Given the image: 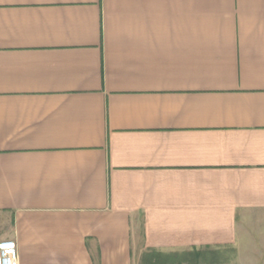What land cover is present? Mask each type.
<instances>
[{
    "label": "crops",
    "instance_id": "0c3cea01",
    "mask_svg": "<svg viewBox=\"0 0 264 264\" xmlns=\"http://www.w3.org/2000/svg\"><path fill=\"white\" fill-rule=\"evenodd\" d=\"M0 212L20 264L264 254V0H0Z\"/></svg>",
    "mask_w": 264,
    "mask_h": 264
},
{
    "label": "rangeland",
    "instance_id": "374dc122",
    "mask_svg": "<svg viewBox=\"0 0 264 264\" xmlns=\"http://www.w3.org/2000/svg\"><path fill=\"white\" fill-rule=\"evenodd\" d=\"M11 219L8 214L0 212V241L9 238ZM264 263V254H239L238 249H228L219 253L211 251L172 252V253H141L135 255L136 264H242L241 259ZM246 264V263H245Z\"/></svg>",
    "mask_w": 264,
    "mask_h": 264
},
{
    "label": "built area",
    "instance_id": "2783aa9c",
    "mask_svg": "<svg viewBox=\"0 0 264 264\" xmlns=\"http://www.w3.org/2000/svg\"><path fill=\"white\" fill-rule=\"evenodd\" d=\"M0 264H20L17 243L14 239L0 241Z\"/></svg>",
    "mask_w": 264,
    "mask_h": 264
}]
</instances>
